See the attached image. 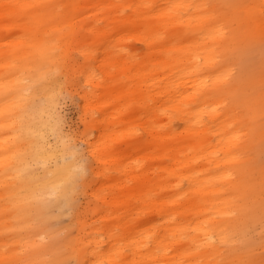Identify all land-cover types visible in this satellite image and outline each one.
Listing matches in <instances>:
<instances>
[{
  "label": "bare ground",
  "instance_id": "1",
  "mask_svg": "<svg viewBox=\"0 0 264 264\" xmlns=\"http://www.w3.org/2000/svg\"><path fill=\"white\" fill-rule=\"evenodd\" d=\"M4 29L0 264H264V72L246 59L264 0H0ZM54 31L87 61L83 152L58 126ZM87 185L60 237L48 221Z\"/></svg>",
  "mask_w": 264,
  "mask_h": 264
},
{
  "label": "rangeland",
  "instance_id": "2",
  "mask_svg": "<svg viewBox=\"0 0 264 264\" xmlns=\"http://www.w3.org/2000/svg\"><path fill=\"white\" fill-rule=\"evenodd\" d=\"M2 36L0 37V47L6 48L8 45L12 43V40L15 39L16 31L13 29H4ZM60 43V49L55 50V53L52 57L49 58V62L47 63L48 67L54 69V72L49 74V77H56L60 79L62 83V89L59 90V97L57 98L56 109L55 112L58 118V126L60 127V133L62 135H68L65 138L67 145L71 148H76L78 150H85L84 146V134H86L90 128L87 124V118L82 111L81 99L79 96V89L82 87V77L78 76V69L81 65L86 63L87 61L83 57L82 53L76 47H70V43L73 39L66 38L63 31H54ZM81 40V37L78 36L75 39V44ZM132 49H136L138 51H142V45L135 40H130L127 42ZM247 60L253 61L254 65L258 66L257 69H260L264 72V52L254 51L252 54H247ZM92 63H96L95 60L91 61ZM46 77H48L46 75ZM49 79V78H48ZM42 98V103L46 101ZM174 127H179L177 122L173 123ZM142 135L141 138H144V133L141 130V127H134ZM47 139L51 143L56 142L55 135H48ZM130 140V139H129ZM128 141V140H127ZM130 142L122 143L121 146L126 148L130 145ZM259 149V160H264V139L257 142ZM84 157H86V161L88 159L89 164H94L91 158L87 157V154L84 153ZM80 181H78L79 183ZM88 187V188H87ZM87 190H84V186L76 190L71 196V201L69 197V203H71V208L68 210L64 209L62 213H59L57 216L53 217L50 221H48V225L57 229L59 232V236L63 237L65 234H76L77 225L74 224L71 220L72 217L76 214H81L86 210H89L96 203V199L90 194V187L87 185ZM64 207L67 208L68 205L64 203ZM78 216V215H77ZM256 226V238L264 240V232L261 229L259 223L255 224ZM47 239L48 237L45 236ZM262 251L264 257V250ZM56 253L54 251H50V254ZM50 254L48 257H50ZM73 257H69L64 260L63 264H78Z\"/></svg>",
  "mask_w": 264,
  "mask_h": 264
}]
</instances>
